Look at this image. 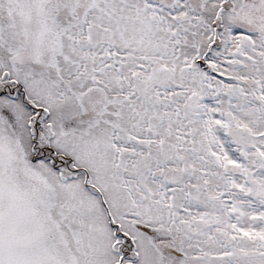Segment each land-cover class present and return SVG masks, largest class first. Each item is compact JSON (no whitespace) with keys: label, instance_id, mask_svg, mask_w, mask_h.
<instances>
[{"label":"snow or ice","instance_id":"snow-or-ice-1","mask_svg":"<svg viewBox=\"0 0 264 264\" xmlns=\"http://www.w3.org/2000/svg\"><path fill=\"white\" fill-rule=\"evenodd\" d=\"M0 264H264V0H0Z\"/></svg>","mask_w":264,"mask_h":264}]
</instances>
